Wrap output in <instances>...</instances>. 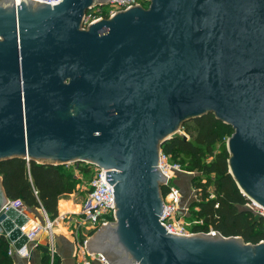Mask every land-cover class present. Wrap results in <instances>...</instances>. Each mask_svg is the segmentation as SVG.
Segmentation results:
<instances>
[{"label": "water", "instance_id": "95a60500", "mask_svg": "<svg viewBox=\"0 0 264 264\" xmlns=\"http://www.w3.org/2000/svg\"><path fill=\"white\" fill-rule=\"evenodd\" d=\"M111 1L0 0V162L111 171L116 223L86 246L109 264H264V242L169 233L159 169L163 143L213 114L234 131L229 173L264 208V0H148L85 29ZM8 204L0 178V236L20 249L28 220Z\"/></svg>", "mask_w": 264, "mask_h": 264}, {"label": "trees", "instance_id": "16d2710c", "mask_svg": "<svg viewBox=\"0 0 264 264\" xmlns=\"http://www.w3.org/2000/svg\"><path fill=\"white\" fill-rule=\"evenodd\" d=\"M194 122L197 125L194 141L172 138L162 145L165 154L176 158L175 161H179L186 170L196 174L192 176V181L203 175V181L196 184L198 200L191 208L198 209L197 217L205 222L206 233L214 231L224 237H241L244 242L251 244L264 242V218L246 208L249 199L241 193L229 173L227 141L233 129L218 121L213 114H207ZM226 130L231 134L227 135ZM210 157L212 160L208 162L207 158ZM65 168L66 165L40 164L17 157L0 162V177L9 200L21 201L28 208L43 209L54 220L59 217L61 196L73 194L78 186L76 176ZM212 184L216 189L213 199L208 192ZM76 209L78 212L80 207ZM198 228L201 227L196 225L195 229L199 231ZM42 249L43 263L51 264L48 249ZM8 250V239L0 236V264H15ZM55 264H60L59 258Z\"/></svg>", "mask_w": 264, "mask_h": 264}, {"label": "built area", "instance_id": "2783aa9c", "mask_svg": "<svg viewBox=\"0 0 264 264\" xmlns=\"http://www.w3.org/2000/svg\"><path fill=\"white\" fill-rule=\"evenodd\" d=\"M35 2L48 4L51 7L61 4L64 0H33ZM149 6L148 0H125L116 1L113 0L111 3L105 7L96 6L87 12L84 20V28L87 29L92 24L115 16L119 12H123L134 7H144ZM159 169L162 174L167 178L165 194H163L164 201V213L160 219L161 224L166 228V230L174 235L178 236H192L199 233H205L203 231H197L195 226L200 222L186 221L190 213V207L184 204V195L181 192V187L179 186L178 179L181 174H191L195 173L186 170L179 161H174L172 157L165 154L163 150L160 152L159 159ZM111 171L105 169L95 168V174L93 179L89 184V193L86 201L83 203L81 212L79 214V219L77 220L81 225L83 221L88 223L90 231L97 232L102 226H108V224L116 223V202L114 199V185H111L107 181V173ZM198 193L199 190L197 189ZM211 199L214 195L210 196ZM9 206L15 209H23L26 206L21 201H11L9 200ZM218 208V206H216ZM246 208L252 213L260 218H264V208L259 206L253 201L246 204ZM43 214L42 221L27 222L21 227V232L25 234L29 242H34L39 239L42 234H46L48 238V247L51 257L52 264L56 257L57 249L55 244V227H57L61 221L64 222V218L50 219L48 214L41 209ZM194 225V226H193ZM209 234H214L216 232L210 231ZM90 237L84 238L78 244L77 264H109L102 253H88L86 248L87 242H89ZM22 257H27L29 251L27 246L20 249H9V255L14 253Z\"/></svg>", "mask_w": 264, "mask_h": 264}, {"label": "rangeland", "instance_id": "374dc122", "mask_svg": "<svg viewBox=\"0 0 264 264\" xmlns=\"http://www.w3.org/2000/svg\"><path fill=\"white\" fill-rule=\"evenodd\" d=\"M184 125L185 126L182 127L179 132L172 135V138H181L182 139V138L186 137L188 140L194 141L196 134H197L196 123L192 120V121L186 122ZM225 132H227V130ZM230 134H231V132H227V135H230ZM218 145L219 144H217L215 146V150H217ZM173 160L175 161L177 159L173 158ZM211 160H212V157L207 158L208 162H210ZM184 168L186 169L185 166H184ZM65 170L74 174V176H76V178L78 179L77 180L78 186H76L75 192L73 194L66 195V196H69V199H72L74 203L83 205V203L86 201V198H87L88 193H89V184L94 177L95 168L93 166H90L88 163H72V164L66 165ZM201 177L197 178L196 181L194 182V181H192V175L185 173V174L179 175L176 182L177 183L179 182V184H180L179 186L181 187V192H183L184 204L189 206L190 210H191L189 213V217L186 219V221L192 222L193 224H195V222H200V223H198V225L201 227V228H198L199 232L203 231L206 233L205 222L202 220H198V217H197L198 209L196 207H195L196 209L191 208V207H194L193 206V204L195 202L194 198H195V200L198 198V193L196 192V190H197L196 184H198L200 181H203L202 180L203 178H201ZM208 192L211 195H214V197L216 196V189H215L213 184L208 188ZM79 210L81 212V209H79ZM75 212H77V209L75 210ZM78 219H79V216H74V218H72L68 221H65V222L61 221L60 224L57 227H55L56 228L55 232L57 234L59 233V234L65 235L67 238H69V237L72 238V240L75 243V246L77 247V250H78V244L84 238L90 237L89 239H91L94 236V235H92V231H90V229H89L88 223L86 221H83L82 225H81L77 221ZM43 236H47V235L44 234ZM58 258L60 259V264H63L59 255H56L54 261L56 262ZM75 260H76V262L78 261L77 253L75 254ZM55 262H54V264H55Z\"/></svg>", "mask_w": 264, "mask_h": 264}, {"label": "crops", "instance_id": "0c3cea01", "mask_svg": "<svg viewBox=\"0 0 264 264\" xmlns=\"http://www.w3.org/2000/svg\"><path fill=\"white\" fill-rule=\"evenodd\" d=\"M1 178V177H0ZM185 193V192H184ZM198 199L194 201L196 202ZM76 207H82L81 204H76L73 202L72 199H69V196L63 195L61 196L59 200V218H64V222L68 221L74 216H79V212H75ZM20 214L24 215L28 222H33V221H42L43 220V214L41 209H36V208H28L25 207L23 209H17ZM42 234L38 240L34 242H27L25 246H27L29 255L27 257H22L17 255L15 252L13 255H9L12 260L14 261L15 264H44L43 259H44V251L42 247L49 249L48 247V238L47 236H43ZM6 237V236H5ZM9 241V249H16L15 244L12 243L8 237H6ZM55 244H56V249L57 253L56 255H59L61 258L63 264H77L75 260V254L77 253V247L75 246L74 241L72 238H67L65 235L62 234H57L55 232ZM17 250V249H16ZM49 252V250H48ZM9 254V250H8ZM50 255V253H49ZM51 258V257H50ZM51 261V260H50ZM52 264V261H51Z\"/></svg>", "mask_w": 264, "mask_h": 264}]
</instances>
